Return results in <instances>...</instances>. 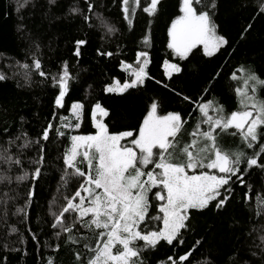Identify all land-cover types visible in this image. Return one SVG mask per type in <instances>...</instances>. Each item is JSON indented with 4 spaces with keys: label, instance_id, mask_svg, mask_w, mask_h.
Listing matches in <instances>:
<instances>
[{
    "label": "snow or ice",
    "instance_id": "1",
    "mask_svg": "<svg viewBox=\"0 0 264 264\" xmlns=\"http://www.w3.org/2000/svg\"><path fill=\"white\" fill-rule=\"evenodd\" d=\"M87 12L92 13L91 0H84ZM16 12L31 6L37 7L36 0H17ZM46 11L43 18L49 24L61 19L55 16L54 9L60 7L59 0H45ZM44 6V5H41ZM218 0H178V14L167 26L166 48L170 57L178 61H188L201 53L204 57H215L221 50L225 54L231 42L219 31L215 16ZM123 20L129 29L134 27L137 10L147 14L149 26L160 13L163 0H120ZM72 15H80L85 22L91 17L79 8L69 9ZM259 14H264V0L259 4ZM99 17L98 13H95ZM256 17L253 16L254 20ZM22 25H17L21 31ZM253 28L247 23L240 34L245 40ZM108 33H114V26H107ZM147 46L151 43L150 30L142 38ZM87 44L84 39H75L72 55L82 56V48ZM227 46V47H226ZM39 49V45H36ZM98 55L111 57L113 52L97 50ZM235 52V49H233ZM150 53L137 51L135 64L120 61V68L128 74L121 81L112 77L103 87L106 94L123 96L130 89H137L154 78L150 75ZM25 85L31 86L33 72L40 77L51 79L55 89L53 119L58 118L59 125L48 120L36 139L24 130L25 117L19 116V129L10 131L5 126L0 131V165H5L0 182L11 183L8 175L14 168L21 171L15 176L17 183L41 178L46 161V144L55 137H66V146L61 155V185L65 190L75 180L78 187L71 194L61 193L62 202L53 197L50 214L53 217L51 228L56 230V239L72 251L75 264H150L149 256L164 245L173 249L186 243V236L193 232V216L212 211L216 215L227 212L228 205L234 199V185L249 189L248 182L252 170L264 174V75L254 66L240 65L231 71L230 79L235 82L233 92L237 98V108L227 111L217 99H205L182 95L183 101L193 105V112L198 113L196 122L190 131L186 125L192 112L186 116L177 111L163 112L161 102L153 99L137 125L112 131L107 120L113 119L108 108L96 100L89 108L80 101H73L70 106L74 123L69 118L58 116V111L65 108V97L70 91V81L74 79L68 70L67 61L57 73H46L41 60L33 56L31 64L20 65ZM179 62L163 60V75L171 79L173 74H180ZM222 73L214 72L202 91L208 94L213 81ZM9 79L0 73V81ZM160 84V80L155 81ZM17 86H22L19 81ZM168 87V85H164ZM163 112V114H162ZM107 118V119H106ZM85 119H90L93 132L88 134L68 135L65 129L80 130ZM187 134L188 140L181 142V136ZM224 135L238 137L239 144L232 149H225L220 144ZM7 137L6 140L3 137ZM35 148L36 157L27 163L31 171L25 170L24 150ZM246 149H251L249 154ZM58 191L60 188L58 187ZM33 191L29 188L26 203L18 208L17 213H25ZM7 195V194H5ZM247 203L250 197H243ZM56 210H52V206ZM264 200H259L257 207L264 212ZM13 232L18 231L12 228ZM32 239L37 240L33 233ZM260 259L264 264V237H261ZM21 242H23L21 240ZM202 239H196L193 246L180 254L174 252L166 260L157 264H217L215 259L195 260L194 253ZM60 244L56 245L58 251ZM79 249V250H77ZM19 251V249H11ZM26 254V253H25ZM210 255V254H209ZM257 253L253 251L251 257ZM251 257L246 258L243 250L227 256L224 264H255ZM6 261V257L4 258ZM47 264H54L48 259Z\"/></svg>",
    "mask_w": 264,
    "mask_h": 264
},
{
    "label": "trees",
    "instance_id": "2",
    "mask_svg": "<svg viewBox=\"0 0 264 264\" xmlns=\"http://www.w3.org/2000/svg\"><path fill=\"white\" fill-rule=\"evenodd\" d=\"M19 2L23 3V0ZM260 2L218 0L215 19L219 31L231 42L227 51L232 55L221 50L215 57H204L198 53L188 61H178L170 57L166 48L167 26L178 14V0H163V7L150 26L147 14L138 9L132 29L123 20L120 0H91L94 5L92 13L87 12L84 0H59L60 7L54 9V14L61 19L52 24L42 15L46 11L45 0H36L37 7L28 6L21 9L19 14L16 12L17 0H0V73L9 77L0 81V131L5 126L12 132L18 131L21 115L25 117L23 128L32 139L37 138L48 120H52L54 125L60 124L58 118L53 119L50 115L55 93L51 79L45 80L33 72L31 86H27L20 75L24 71L20 65L31 64L33 56L41 60L46 73H57L62 62L67 61L68 70L74 77L65 97V108L58 111V116L69 117L73 101H80L90 109L99 100L113 116V119L107 120L112 131L137 125L153 99L161 102L163 112L177 111L185 116L192 112L185 126L186 132L190 131L198 113L193 112V105L183 101L182 96L176 95L177 92L193 98L205 95V99L219 100L227 111L235 110L238 105L233 92L235 82L230 79L231 71L246 65L254 66L264 75V14H259ZM74 6L81 8L91 19L85 22L80 15L70 14L69 9ZM253 16L256 17L254 20ZM249 22L253 23V28L247 38L241 40L242 29ZM18 24L22 25L21 31H17ZM107 26H114L117 31L110 34ZM149 30L151 43L145 46L142 38ZM78 38L86 40L87 44L82 48V56L76 58L72 53L74 41ZM142 49L150 53L151 63L148 67L154 79L137 89H130L123 96L104 93L103 87L112 77L121 81L127 78L128 74L119 66L120 61L135 64V54ZM97 50L111 51L114 55L100 56ZM169 58L172 62H179L182 67V72L173 74L171 79L163 75V60ZM216 71L222 75L213 81L210 93L204 94L202 90ZM156 80L161 83L157 84ZM18 81L22 86H17ZM261 96L264 97V93ZM93 131L90 119H85L81 129L72 130L71 134ZM186 132L180 138L182 143L188 140ZM67 134L71 135L68 131ZM50 136L51 142H42L46 144V161L38 181L29 176L27 180L17 183L15 176L22 173L14 168L8 173L13 177L12 182H0V264H47L50 258L54 264H75L72 251L62 240L56 239V230L51 228L53 217L50 204L53 197H57V203L62 202L61 193L71 194L78 183L72 180L68 189L60 187L62 160L56 157L62 154L69 142L67 136L55 137L54 131ZM220 144L225 149H232L239 144V139L224 135ZM246 151L249 154L252 152L251 149ZM36 155L35 148L24 150L25 170L31 171L27 161ZM4 167L0 165V175L4 174ZM246 178L252 188L234 185V199L228 205L227 212L219 216L212 211L194 215L192 223L195 230L186 236L185 245L176 249L167 245L158 247L149 256L150 264L166 260L174 252L183 254L194 245L196 239H202L203 243L194 253L195 260L211 258L217 264H224L228 255L243 250L246 258L255 251L257 255L251 259L255 264H262L259 246L262 244L261 237H264V212L258 214L261 210L257 203L264 200V174L254 169L250 178ZM29 188L34 194L25 209L26 215L17 213L18 208L25 206ZM245 193L250 197L247 203L243 199ZM52 210H56L54 205ZM13 227L18 231L13 232ZM33 233L38 241L32 239ZM57 244H60L58 251ZM13 248L19 251H11Z\"/></svg>",
    "mask_w": 264,
    "mask_h": 264
},
{
    "label": "rangeland",
    "instance_id": "3",
    "mask_svg": "<svg viewBox=\"0 0 264 264\" xmlns=\"http://www.w3.org/2000/svg\"><path fill=\"white\" fill-rule=\"evenodd\" d=\"M69 118V122L70 123H74L75 121H74V118L72 117V115L70 114V116L68 117ZM72 130H74V129H65V131L67 132H69L70 134H71V132H72ZM72 135V134H71Z\"/></svg>",
    "mask_w": 264,
    "mask_h": 264
}]
</instances>
